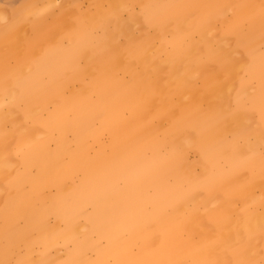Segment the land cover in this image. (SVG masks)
<instances>
[{
  "label": "rangeland",
  "instance_id": "1",
  "mask_svg": "<svg viewBox=\"0 0 264 264\" xmlns=\"http://www.w3.org/2000/svg\"><path fill=\"white\" fill-rule=\"evenodd\" d=\"M132 8L0 0V264H229L227 249L244 243L198 208L205 196L176 202L175 150L195 145L174 127L177 110L220 101L221 87L194 97L187 63L158 62L161 44L128 39ZM257 10L249 23L264 27V0ZM227 13L235 22L236 5ZM261 219L243 226L262 236L241 260L264 256Z\"/></svg>",
  "mask_w": 264,
  "mask_h": 264
},
{
  "label": "crops",
  "instance_id": "2",
  "mask_svg": "<svg viewBox=\"0 0 264 264\" xmlns=\"http://www.w3.org/2000/svg\"><path fill=\"white\" fill-rule=\"evenodd\" d=\"M132 1L136 25L128 28V39L161 44L158 62L172 57L187 63L191 72L198 73L187 88L194 97L212 96L219 86L222 90L214 94L222 97L220 101L183 102L177 110L181 116L174 127L192 136L195 145L182 144L175 150L179 153L173 158L175 188L181 193L176 202L205 196L198 208L211 209L208 217L215 226H230L225 240L234 243L237 231L244 242L227 249V263L264 264L263 254L256 260H241L251 256V247L262 236L242 232L245 224L262 223L259 214L264 209V40L260 39L264 27L249 23L261 18L257 10L261 0H228L232 1L228 12L236 5L235 22L227 11L215 10L219 0ZM167 32H173L168 41ZM218 197L221 201L211 204ZM209 237L222 239L217 230ZM203 238L200 233L199 239ZM257 245L264 253V238ZM213 258L204 264H223L222 257Z\"/></svg>",
  "mask_w": 264,
  "mask_h": 264
},
{
  "label": "bare ground",
  "instance_id": "3",
  "mask_svg": "<svg viewBox=\"0 0 264 264\" xmlns=\"http://www.w3.org/2000/svg\"><path fill=\"white\" fill-rule=\"evenodd\" d=\"M112 5H113V4H112ZM114 6H115V5H114ZM115 7H116V6H115ZM116 10H117V8H116ZM132 52L134 53L135 51H132ZM134 55H135V54H134ZM137 56H138V55H137ZM121 57H122V56H121ZM134 58H135V57H134ZM141 58H143V57H141ZM122 59H123V58H122ZM126 59H127V58H126ZM128 59H129V58H128ZM132 59H133V57H132ZM132 59H131V60H132ZM113 63H114V62H113ZM113 63H112V64H113ZM170 84H171V83H170ZM171 86H172V85H171ZM171 86H169V87H171ZM169 87H168V88H169ZM168 88H167V89H168ZM171 88H172V87H171ZM262 135H263V134H262ZM257 141H258V140H257ZM257 141H256V143H257ZM236 207H237V206H236ZM234 208H235V207H234ZM263 214H264V213H263ZM263 214H259L260 219H261V216H262ZM260 215H261V216H260ZM248 218H249V217H248ZM251 218H252V217H251ZM258 219H259V218H258ZM240 221H241V220H240ZM254 223H255V222H253V224H254ZM260 224H261V223H260ZM195 228H196V227H195ZM192 229H193V228H192ZM213 254H214V253H213ZM227 255H228V254H227Z\"/></svg>",
  "mask_w": 264,
  "mask_h": 264
}]
</instances>
